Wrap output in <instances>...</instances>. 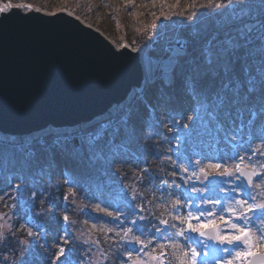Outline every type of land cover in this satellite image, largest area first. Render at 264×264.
Here are the masks:
<instances>
[{
  "label": "snow or ice",
  "instance_id": "6c2138e0",
  "mask_svg": "<svg viewBox=\"0 0 264 264\" xmlns=\"http://www.w3.org/2000/svg\"><path fill=\"white\" fill-rule=\"evenodd\" d=\"M152 2L154 5L155 0ZM132 4L134 0H125L126 7ZM27 7L31 10V5ZM11 9V0L0 6V24ZM205 11L222 18L221 23L202 24L186 33L184 29L171 28L174 21L161 13L150 25L151 34L138 47L108 44L98 53L116 66L134 59L143 74L140 92L131 94L132 101L110 108L103 120L88 122L52 138L0 140V152L19 156L24 165L39 157L53 158L64 153L75 159L86 157L92 164H107L122 187H127L124 181L129 175L133 177L125 205L107 212L115 227L106 229L113 236L108 238L112 243L103 250L99 239H79L69 234L76 225L68 214L70 199L51 172L43 183L45 169H40V184L35 176L15 177L17 182H9L0 193V200H13L10 215L0 214L7 225L0 226V264H129L133 252L164 264L167 249L171 248L175 256L181 247L180 264H206L213 254H223L224 264H264V200L254 194L257 189H264V129L257 137L249 134L244 145L237 143L245 127L264 121V0H207ZM180 19L191 28L200 19V10ZM64 27L68 40L87 43L86 36L73 34L72 21ZM146 48H150V54L145 63L142 57ZM177 85L194 102V108H177ZM149 93L152 100H148ZM158 105L163 108L162 113L158 112ZM141 110L155 114V119L149 124L141 123ZM201 111L231 149L224 150L217 159L232 164L213 162L205 155L193 160L190 155L189 137L182 136L181 131H191L198 119L203 122L194 114ZM118 138L129 143H118ZM155 142L169 143L170 147L160 152ZM131 143L142 151L132 154ZM216 148L220 151L219 141ZM146 156L157 160L167 157V177L160 174L163 166L157 172L151 171ZM124 168L131 171L125 173ZM58 176L69 192L75 188L83 199H90L85 185L67 170ZM215 178L222 179L214 183ZM141 188L150 193L151 199ZM190 193L197 197L195 201ZM149 205L164 212L157 215ZM22 206L28 212H22ZM44 206L47 213L36 211ZM96 208L105 211L99 204ZM79 212L83 214L84 209ZM165 213L170 219L163 218ZM29 214L44 223L33 227L27 219ZM204 217L209 219L202 221ZM53 221L56 223L49 229V222ZM20 234L26 238L21 239ZM192 234L198 239L194 240ZM209 240L215 243L208 244ZM157 248L160 252L152 255ZM205 248L212 252L201 251ZM97 251L99 259L94 260ZM138 264L148 261L140 260Z\"/></svg>",
  "mask_w": 264,
  "mask_h": 264
},
{
  "label": "water",
  "instance_id": "95a60500",
  "mask_svg": "<svg viewBox=\"0 0 264 264\" xmlns=\"http://www.w3.org/2000/svg\"><path fill=\"white\" fill-rule=\"evenodd\" d=\"M68 21L87 43L66 38ZM108 44L122 45L66 10L46 13L12 4L0 24V136L71 131L127 103L141 90L143 74L134 59L116 66L99 55Z\"/></svg>",
  "mask_w": 264,
  "mask_h": 264
},
{
  "label": "trees",
  "instance_id": "16d2710c",
  "mask_svg": "<svg viewBox=\"0 0 264 264\" xmlns=\"http://www.w3.org/2000/svg\"><path fill=\"white\" fill-rule=\"evenodd\" d=\"M4 1V0H0ZM14 3L16 1H26V0H11ZM36 2L34 0H30ZM46 0L40 2L41 6H44L48 10L57 9L60 7H65L75 15L79 16L84 20H90L93 15L99 13L101 10V16L98 22L95 24L96 27L101 30L104 34H107L110 38L114 39L116 43H120L121 40L125 39L131 46L134 44L136 39L142 44L151 34L152 29L150 25L156 20L157 17L161 16V13H164L167 17L171 18L174 23L171 25V28L180 30L184 29L186 33H192L196 26L199 25H214L219 24L222 21V18L215 16L212 13L205 11L207 7V0H155L153 5L152 0H136L134 4L129 7L125 6V0H113L112 4L105 5L102 0H51L49 5H45ZM200 10V19L195 21V24L191 28H188L186 24L180 19L182 16H191L194 10ZM155 13V15H152ZM150 54V52H149ZM176 92L178 94L177 108L183 109L187 104L191 106L190 109L195 107L194 102L184 94L179 85L176 87ZM152 94L149 93L148 100H152ZM133 98L131 99V101ZM148 101L146 100L145 103ZM185 106V107H184ZM158 112L162 113L159 105ZM203 118V122L198 119L193 125L192 130L188 133L181 131V135H187L189 137V149L190 155L195 160L198 155L210 156V153L217 152L222 154L224 150L231 152V149L228 145L225 144L223 136L218 134L215 125L209 121V118L206 114L201 111L199 113H194ZM155 119V114H149L141 110L140 122L143 124H149ZM264 129V121L257 120L256 125L252 128L245 127L242 133L241 138L237 143L244 145L247 141L249 134L253 137L260 135L261 130ZM55 134H49L47 138L54 137ZM42 138V137H40ZM161 139H164L163 137ZM3 140V139H0ZM219 141V149L217 151L216 143ZM129 143L123 138H118V143ZM156 143V148L160 152H165V143L160 144ZM207 144V148H204L203 145ZM129 151L132 154H135V151H142L138 149L135 143L130 144ZM181 152H184L183 142H181ZM148 161V167L151 171L157 172L163 166V172H160L161 175L167 177V160L165 156H162L160 160L154 158V156H146ZM62 164V169L60 167ZM230 164V161H228ZM44 168V177L43 183L47 182V174L51 172L56 179L55 182L63 186L62 190L66 192L70 199V204L68 205V214L71 220L76 221V225L73 229L70 230V235H75L79 239H84L83 234L86 233L89 224L97 225L96 229L92 232H89L86 235H91L90 239L95 240L99 239L101 241V250L107 248L109 243H112L109 240V237L113 236V233L106 232L108 227H115V221L111 217L106 215V218L102 214H99L98 210L95 208L96 204V195L94 191L98 188H104L109 195L115 197L119 201V206L123 207L126 203L125 197L130 198L131 185L133 183V177L129 175L128 179L124 181V185L127 187H122L121 181L115 178V175L111 173L108 169V165L105 163L92 164L87 161L86 157L83 159L70 158L64 153H57L53 158L39 157L34 159L30 165H24L19 156L14 155L11 152H0V193L4 189L8 188L9 182L16 183L15 177L20 175H31L35 176L37 184L41 183V172L40 169ZM67 170L70 173H79L82 177V184L85 185L86 191L90 199H83L79 192L74 188L71 192L68 191L67 186L65 185L64 180L60 179L58 174L61 171ZM125 173L131 171L129 168H124L122 170ZM9 191H11L9 189ZM141 192H145L144 189H140ZM55 194V193H53ZM145 196L148 199H151V195L148 192H145ZM13 204V200L5 198L0 200V214L9 213L10 215V206ZM37 204L39 202L37 201ZM108 205L110 211L114 212L115 205L112 204L111 200H108ZM148 207L152 208L157 215H160L161 212H164L162 208H155L154 205H149ZM83 208L84 213L80 214L79 209ZM22 212H28L27 208H21ZM36 211L48 212L46 206L43 208L37 207ZM63 213H61L62 215ZM104 218V219H103ZM165 219H170L165 213ZM15 220V217L11 218ZM29 224H32L35 227L36 223H44L39 217H33L31 214L27 217ZM87 220V223L84 221ZM104 221V222H103ZM106 221V222H105ZM106 224V227H102L103 223ZM56 222H49V229H52ZM156 223V221H154ZM0 226L7 227L3 219H0ZM137 227H139L137 225ZM104 229V230H102ZM21 239H25L26 236L20 234ZM143 239V237H142ZM33 250L36 249V243L33 241ZM139 247V245H135ZM95 248V246H94ZM160 252V249L157 248L155 252H152V255H157ZM94 260L99 259V252L97 251L93 257ZM177 250L175 256L173 255V250L171 248L167 249V259L164 260V264H179ZM40 264H44L43 261H40Z\"/></svg>",
  "mask_w": 264,
  "mask_h": 264
},
{
  "label": "rangeland",
  "instance_id": "374dc122",
  "mask_svg": "<svg viewBox=\"0 0 264 264\" xmlns=\"http://www.w3.org/2000/svg\"><path fill=\"white\" fill-rule=\"evenodd\" d=\"M34 1H36V2H33V1H30V0H26V1H16L15 3L13 2V1H11V3L12 4H16V5H20V6H22V7H24V8H26L28 5H31V7L32 8H34V9H38V10H40V11H42V12H46V13H53V12H55V11H59V10H66V11H69V12H71L70 10H68L67 8H65V7H60V8H57V9H53V10H48V9H46L44 6H41L40 4V2H42V0H34ZM49 1H51V0H46L45 1V5H49ZM103 1V3L105 4V5H109V4H112V2H113V0H102ZM136 0H134V2H135ZM8 2V0H4V1H0V6H3V4L4 3H7ZM101 10H99V13L98 14H96V15H93L92 17H91V21L90 20H84V19H82V18H80L79 16H77V15H75L73 12H71L72 14H74L75 16H77V17H79L81 20H83L87 25H89V26H91V27H93V28H95V29H97L98 31H100L105 37H107L108 39H110L113 43H116L115 42V40L114 39H112V38H110L107 34H104L101 30H99L97 27H96V23L98 22V20H99V18H100V16H101ZM117 44V43H116ZM119 44H126V45H130L125 39L123 40H121V42L119 43ZM134 44H136V45H133V47H138L139 45H141L138 41H137V39H136V41H135V43ZM147 49V51L149 50V52H150V48H146ZM20 140H24V139H20ZM78 180V179H77ZM263 192H264V190H263ZM99 207L101 208V209H104L103 207H101V205H99ZM97 209V208H96ZM103 212V211H102ZM107 212L108 211H105V213H103V214H107ZM99 214H102L101 213V211H99ZM101 223H103V222H101ZM217 223H220V221H217ZM89 227L87 228V229H85L86 231V233L88 234L89 232H92L93 230H95L96 229V227H97V225L95 226V227H93V224H89L88 225ZM107 225L106 224H104L103 223V225H102V227L104 228V227H106ZM86 233H84L83 234V236H84V239H90V236L91 235H86ZM55 247V246H54ZM179 252H180V254L182 255V258H183V249H182V247L181 248H179ZM136 255L137 256H139V254L138 253H136ZM133 257V255H132V257H131V259H130V261H129V264H138V261H140V260H147L148 261V264H157V262L156 261H152L151 259H150V257H146V258H138V257Z\"/></svg>",
  "mask_w": 264,
  "mask_h": 264
},
{
  "label": "bare ground",
  "instance_id": "6f19581e",
  "mask_svg": "<svg viewBox=\"0 0 264 264\" xmlns=\"http://www.w3.org/2000/svg\"><path fill=\"white\" fill-rule=\"evenodd\" d=\"M18 6H20V5H18ZM20 7H22V6H20ZM22 8H23V10H26L27 7L26 8L22 7ZM147 58H148L147 50L145 49L144 54H143V57H142L143 62L146 63ZM46 133H49V132L48 131H44L41 134H39L38 136H42L43 134H46Z\"/></svg>",
  "mask_w": 264,
  "mask_h": 264
}]
</instances>
